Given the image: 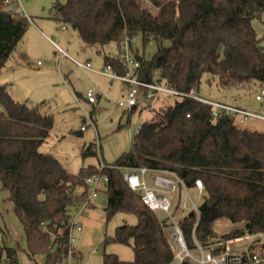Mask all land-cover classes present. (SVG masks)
Here are the masks:
<instances>
[{
	"label": "trees",
	"instance_id": "obj_1",
	"mask_svg": "<svg viewBox=\"0 0 264 264\" xmlns=\"http://www.w3.org/2000/svg\"><path fill=\"white\" fill-rule=\"evenodd\" d=\"M9 1L0 0V71L31 22L18 5L10 9ZM53 8L57 20L78 32L84 48L115 42L117 54L104 60L118 72L125 69L119 44L127 33L140 35L144 46L157 45L150 57L135 50L141 79L156 77L185 92H200L204 76L222 88L264 83V46L253 25L264 14V0H57ZM149 110L155 115L142 123L130 150L103 168L90 164L73 173L40 149L54 125L53 114L0 85V189L14 203L30 256L43 253L44 264L68 261L70 219L89 200L86 178L99 173L108 178V220L119 212L138 217L136 224L119 225L104 242L131 245L134 259L105 252L103 264H171L166 220L124 177L125 168L140 166L174 171L189 187L203 181L199 220L191 210L181 221L190 247L195 238L205 245L223 217L245 222L234 237L264 233V129L243 127L226 112L214 117L212 105L189 97ZM93 148L84 147L83 157L94 154ZM74 249L73 258L80 260L82 252ZM18 250L5 247L0 264H19Z\"/></svg>",
	"mask_w": 264,
	"mask_h": 264
},
{
	"label": "rangeland",
	"instance_id": "obj_2",
	"mask_svg": "<svg viewBox=\"0 0 264 264\" xmlns=\"http://www.w3.org/2000/svg\"><path fill=\"white\" fill-rule=\"evenodd\" d=\"M56 1L19 0V9L26 13L31 22L3 67L0 80L6 79L10 84L13 83L9 86L20 101L30 106L38 105L53 114L54 125L40 149L52 153L71 172L78 173L83 166L92 164L101 167L102 163H111L130 150L140 125L151 120L155 113L153 110L131 111L128 107L118 105V100L127 97L129 84L121 79L110 80L98 71L105 66L106 54H117V44L110 43L98 49L84 48L78 32L55 18L53 7ZM59 1L66 3L68 0ZM253 25L264 46V14L254 19ZM47 35L54 37L74 59L90 61L96 70L90 71L68 58L59 62L60 54ZM132 46L146 57H150L157 48L155 42L144 46L140 35L135 36ZM90 90L96 97L95 103L87 99ZM262 90L264 83L260 81L245 88H222L217 80H210L208 76L203 77L200 85V94L205 98L264 115V99H256ZM166 99L172 104L178 100L173 95L166 96ZM241 124L252 130L264 129V119L261 118L247 117ZM82 126L85 128L82 129ZM91 145L95 153L84 158V147ZM157 174L160 173L147 172L146 179L150 185L154 184L153 177ZM186 188L179 189V193L173 197L177 204L173 209L175 219L177 216L183 219L193 202L199 205L204 199V195H199L194 186ZM8 195V191L0 189V256L5 247L18 246L19 264H44L43 253L34 257L28 254L24 226ZM106 206L107 194L102 183L93 205L74 213L76 223L82 230H73V247L74 251L82 252V258L70 259L71 264H103L105 252L116 253L124 260L134 259L131 245L114 242L105 245L104 242L106 236L113 235L119 225L124 222L136 224L138 217L133 213L119 212L108 220ZM156 214L166 220L168 237L173 242L172 218L168 217L167 220L166 213L162 211H156ZM214 227V236L205 244L213 251L225 248L237 251L245 247L264 250V233L232 236L236 229L245 227L244 221L232 222L223 217L216 221Z\"/></svg>",
	"mask_w": 264,
	"mask_h": 264
},
{
	"label": "built area",
	"instance_id": "obj_3",
	"mask_svg": "<svg viewBox=\"0 0 264 264\" xmlns=\"http://www.w3.org/2000/svg\"><path fill=\"white\" fill-rule=\"evenodd\" d=\"M9 3V8L15 9L16 5H19L20 2L19 0H11ZM23 13L26 15L25 12ZM134 40L135 36H130L125 33L119 44V58L124 65V72L116 71L111 64H105L102 69L98 70L105 76L109 77L110 80L121 79L129 84L127 97L117 101L119 106L128 107L131 111L139 109L140 112H143L149 110L150 108L172 105V103L166 99V96L173 95L179 99L189 97L212 105L214 117H218L222 115L223 112H226L232 116H235L241 123L247 117L264 119V115L260 113L205 98L195 88L185 92L170 86L166 82L161 81L156 77H154V79L151 81L141 79L138 71L139 67L141 66V61L137 57L135 49L132 46V42ZM59 50L62 53V58L69 56L67 51L63 50L62 48ZM74 61L86 69H93L90 61L80 62L76 59H74ZM87 97L91 102L96 101V97L92 90L88 91ZM256 99H264V90L256 95ZM84 128L85 127L82 126V129ZM105 165V163H102L101 168H103ZM148 171L160 173L156 175L154 179V185H150L147 182L146 174ZM124 177L129 186L141 195L143 202L149 208L155 212L162 211L166 213L167 220H169L168 217L172 218L170 222L174 228L173 231L175 239L173 242H171L170 239L169 241L174 252V264H184L187 260H189L192 264H264V250L258 251L257 249L245 247L243 250L236 251L225 248L221 251L215 252L209 249L207 245L198 242L195 237V246L190 247L188 245L181 227L182 219L178 216V218L176 217L175 219L173 212V209L177 206L173 198L174 195L177 194L181 188L187 190V185L176 172L166 169L156 170L145 166H140L137 168H127V170L124 172ZM107 180V176L99 173L86 178V183L88 184L89 200L82 205L80 210L88 208L89 205L94 202L98 196L100 185L102 183H106ZM195 182V187L198 190V194L204 195L205 186L203 181L196 179ZM191 210L196 211L197 218L199 220V205L193 202V206L191 207L190 211ZM196 226L197 224L195 225V228ZM75 228L77 230H82V227L76 223L75 215H73L70 219V233L68 237L70 243L69 261L68 263L62 264H71L70 259L73 258V243L75 241L73 230ZM194 251H196V253Z\"/></svg>",
	"mask_w": 264,
	"mask_h": 264
},
{
	"label": "crops",
	"instance_id": "obj_4",
	"mask_svg": "<svg viewBox=\"0 0 264 264\" xmlns=\"http://www.w3.org/2000/svg\"><path fill=\"white\" fill-rule=\"evenodd\" d=\"M47 37L52 41V43L56 46V48H57V52L60 54V59H59V62H61L62 60H64V59H66V58H68V59H70V60H72L73 62H75L74 61V59H73V57L69 54V56H65V57H63L62 58V53L60 52V48H62L63 50H65L62 46H60V44H58V42L54 39V37H52V36H49V35H47ZM66 51V50H65ZM68 52V51H67ZM69 53V52H68ZM104 62H105V60H104ZM76 63V62H75ZM39 64H42V63H39ZM88 70H90V71H94V70H96V69H88ZM2 71V70H1ZM1 71H0V74H1ZM101 73V72H100ZM102 74V73H101ZM104 75V74H103ZM9 84H10V82H7V80L6 79H1L0 80V85H5V86H7V89L12 93V95L16 98V99H18L19 100V98L15 95V93H14V90H13V88L11 87V86H9ZM10 85H13V83H11ZM87 99H88V97H87ZM89 101V100H88ZM89 102H91V101H89ZM96 102V101H95ZM95 102H91V103H95ZM127 170V168H125L124 169V172ZM158 175V174H157ZM155 177H156V175L153 177V181H154V179H155ZM152 185H154V184H152ZM195 187V186H194ZM196 188V187H195ZM197 189V188H196ZM198 191V190H197Z\"/></svg>",
	"mask_w": 264,
	"mask_h": 264
}]
</instances>
